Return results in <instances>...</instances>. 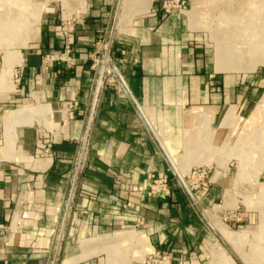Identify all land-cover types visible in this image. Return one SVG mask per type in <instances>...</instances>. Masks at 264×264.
<instances>
[{"label":"crops","instance_id":"obj_1","mask_svg":"<svg viewBox=\"0 0 264 264\" xmlns=\"http://www.w3.org/2000/svg\"><path fill=\"white\" fill-rule=\"evenodd\" d=\"M118 1L46 9L21 54L20 105L0 115V264H134L155 248L172 252L173 264H196L211 258V246L243 264L219 236L223 246L214 242L175 179L176 168L185 175L217 160L224 114H244L264 87L262 58H247L248 48L217 59L202 29L208 11H221L217 28L223 12L234 13L228 27L237 31L228 38L248 44L255 34L247 28L264 5L190 0L180 14L164 13L161 0L133 7L116 19L110 46L114 61L125 51L119 73L106 69L97 89ZM193 4L199 10L190 17ZM68 19L72 28L63 34ZM67 101L76 106L65 118ZM150 172L170 175L169 197L147 195ZM139 214L145 221L136 227ZM237 246L262 264V245L249 254Z\"/></svg>","mask_w":264,"mask_h":264},{"label":"rangeland","instance_id":"obj_2","mask_svg":"<svg viewBox=\"0 0 264 264\" xmlns=\"http://www.w3.org/2000/svg\"><path fill=\"white\" fill-rule=\"evenodd\" d=\"M28 8L33 9V3L40 2L41 10L39 14V22L42 14L48 8L59 11L60 8H68L62 4L61 0H26ZM73 2V0H70ZM184 10H188L189 1L184 0ZM250 0H205L204 3H210L213 6H234L246 4ZM262 4L252 5L254 7L263 6L264 0H252V3ZM9 0H0V19L6 13L5 10L9 9ZM187 3V4H186ZM6 7V8H5ZM182 12V13H183ZM221 11L211 10L208 11L205 21L203 22L202 29L205 37L209 38V30L217 29V16ZM240 13H242L240 11ZM233 16L232 12H223L220 19L227 18L228 24ZM251 18L259 17L257 12L251 13ZM238 18V17H237ZM72 21V19H69ZM222 21V20H221ZM232 22V21H231ZM248 31L252 33H262L264 38V9H262V18L252 20ZM4 23L0 20V24ZM262 23V26H254ZM2 28V27H0ZM228 28V27H227ZM20 41L12 43L9 50L14 49L16 52L19 46L21 54L28 48L32 41L27 42L26 47L20 46L22 43V35L18 37ZM210 49L212 43L208 42ZM4 43L0 42V68L2 65V47ZM250 44L238 42L236 46L240 49H247ZM12 47V48H11ZM21 47V48H20ZM246 51V57L254 59L257 56L262 58V72L264 74V41L260 43L257 48H250V52ZM20 54V53H19ZM246 60V59H245ZM252 62V67L255 66ZM249 68V69H250ZM11 77L14 80V89L8 93L5 100L0 101V115L6 114L9 110H16L20 105V98H18L17 91L20 84V66L14 65ZM3 90H0V95ZM16 93V94H15ZM15 94V95H14ZM25 95L22 96L24 98ZM2 118V117H0ZM239 122L235 124L232 129L227 133V138L224 137L225 130L220 129V138L217 152V160L211 163H204L202 165L207 171V179L210 182L206 186H200L194 190L195 201L190 198L191 205L196 207L197 210L203 215L204 219L209 225L208 217L215 216L218 222L230 233L238 236L242 252L247 254L251 253V249L257 245H262V264H264V87L260 92L258 100L251 106V108L242 115H238ZM244 121V122H243ZM242 135V136H241ZM185 172H182L184 174ZM187 173L184 175V177ZM217 186L216 195L212 198H206V191L212 186ZM205 193H204V192ZM189 197V196H188ZM210 199V201H209ZM213 236L216 238L214 242H218L223 246L218 234L211 228ZM247 232V233H246ZM261 233V234H260ZM242 234L244 235L242 239ZM214 238V239H215ZM221 238V237H220ZM222 239V238H221ZM223 240V239H222ZM227 243V242H226ZM228 244V243H227ZM229 245V244H228ZM230 246V245H229ZM226 252V251H225ZM239 252V251H238ZM241 253V252H240ZM147 253L143 259L134 264H147ZM173 255V254H172ZM247 257V256H246ZM230 260V259H229ZM211 258L208 255L203 257L196 264H210ZM150 264H156L151 262ZM173 264V259H172Z\"/></svg>","mask_w":264,"mask_h":264},{"label":"bare ground","instance_id":"obj_3","mask_svg":"<svg viewBox=\"0 0 264 264\" xmlns=\"http://www.w3.org/2000/svg\"><path fill=\"white\" fill-rule=\"evenodd\" d=\"M9 1L11 2L9 9L7 8V10H5L6 13L0 19L4 22V23L0 24V27H2V28H0V42L4 43V46L2 45L3 47L1 50L2 65L0 68V90H3V93L0 95V101L4 100L5 97L8 95V93H10L14 89L15 83H14L13 78L11 77L13 67H14V65L20 66L22 63V55H21L20 50H18L19 46H18V49L16 52L14 51V49L9 50L10 49L9 46H10V44L12 45V43L14 44V42L20 41V39L18 38L20 35H22V43L20 44V46H22V47H26L27 42L34 41L37 38L38 29H39V25H38L37 21L39 20V14H40V10H41L40 2L39 3L38 2L33 3L34 5H33V9H32V7L31 8L27 7V4H26L27 1L26 0H9ZM61 1L65 7L71 3L70 0H61ZM73 2H76V4H77V3H80V0H73ZM149 2H150V0H121L117 18H118V16L120 18H123L125 15H129V12L131 11V9L133 7L145 6V5L149 4ZM198 10H199V7L196 4L195 5L193 4L191 6V9L188 11V15L190 17H192L194 14H196L198 12ZM236 19H237V16L233 13V16L230 19V23L228 24L227 18L223 17L222 21H221L223 24V27H222L220 34H216L211 29L209 30L210 39L213 41V44H214V47L216 50V54L218 56L217 59H219L221 57L226 58V56H227L226 53H228V52L234 51V54H237L238 51H236V50H240L239 48H237L235 46L236 42H233L236 38H234V40L233 39L231 40L228 38L229 33H231L232 31H237V26L235 27V29L233 28L234 30H232L228 27V26H231V21L232 22L236 21ZM232 25H234V24H232ZM257 25H259V24H257ZM246 32H248V31H246ZM259 33H257V35H256V33H253V34H255V36L254 35L252 36V34H251V37H250L249 43H248V44H250L248 47V50H250V48H257V46H260V43H262V41H264V38H262V33L260 34V36L258 35ZM97 62H98V60H97ZM219 65H220V63H219ZM100 67H101V72H102V70L104 72L107 69L110 72L116 73V69L114 68V65L111 63L109 58H104L103 64ZM97 78H98V76H97ZM43 109H45V108H43ZM18 112L19 111L16 112L17 115L19 114ZM29 112H31V111L29 110ZM20 113H21V111H20ZM62 114L64 117L66 116L64 111H62ZM17 115H14V117H18ZM238 122H239V119L235 116V114L231 110H229L224 114L222 121L220 123L219 129H224L225 130L224 136H227L228 131L230 129H232V127L235 124H237ZM83 139H85V138H83ZM176 172H177L178 177H179L178 181H179L180 185L182 186L183 189L188 191V188L186 187V183L184 181V174H182V171L178 170L177 168H176ZM207 219L209 221V224L211 225V228H213V231H215L219 235V237H221L225 242H227L230 245L232 250L240 258L242 263L243 264H251L248 261L247 257H245L242 253L238 252L239 251L238 246H237V243L239 240L238 236H235L234 234L228 232L223 227L224 225H221L218 222V220H217V218H215V216H210ZM210 255H211L212 261L217 262V264H232V261L227 259L223 255L222 250L219 247L217 248L215 246H211L210 247Z\"/></svg>","mask_w":264,"mask_h":264},{"label":"built area","instance_id":"obj_4","mask_svg":"<svg viewBox=\"0 0 264 264\" xmlns=\"http://www.w3.org/2000/svg\"><path fill=\"white\" fill-rule=\"evenodd\" d=\"M184 5H185L184 0H161L160 1V9L164 13L175 12V13L180 14L183 12ZM65 25H68L69 28H66ZM71 28H72V24H71V20L69 19L66 20V24L63 23L61 26V30L63 34H67L68 32H70ZM66 51H68V49H66ZM120 53H121V56L116 58L115 61L109 56V60L114 65V68L116 69V73L112 72L114 76H116L119 73L117 63L124 60L123 56L125 54V51L121 50ZM103 78H104V72H103L102 80ZM102 80H101V83H102ZM75 106H76L75 102H72V101L65 102L63 108H64V112L66 113V115L71 116L72 109ZM170 179L171 177L167 173L156 174L154 172H150L148 174L147 181H146L147 195L161 197V198L169 197L171 195V189H172V183ZM175 180H176L177 185L182 188V186L180 185L178 181V178ZM184 181L186 183V187L188 188V191H186L183 188L182 189L189 195V197L193 201H195V198H194L195 193L193 191L194 190L196 191V189L200 186H206V183L210 182V180L207 179V171L200 164L192 167L189 170L187 175L184 177ZM130 205L131 203L127 201L122 204V207L126 208V207H129ZM144 221H145L144 216L139 214L137 215L135 219L134 225L136 227H139L143 225ZM172 259H173V255H172V252H170L169 250L165 248H155L151 252H149V254L147 255L146 263L150 264L151 262H153L156 264H172Z\"/></svg>","mask_w":264,"mask_h":264},{"label":"water","instance_id":"obj_5","mask_svg":"<svg viewBox=\"0 0 264 264\" xmlns=\"http://www.w3.org/2000/svg\"><path fill=\"white\" fill-rule=\"evenodd\" d=\"M120 3H121V0L118 1V5H117V8H116L115 20H114V23H113V26H112V29H111V33H110V37H109V41H108V44H107L105 58H109L110 46H111V42H112V38H113V33H114V29H115V23H116L117 15H118V12H119ZM102 77H103V70H102V72L100 74V78H99V81H98L97 89H99ZM177 178H179V177L177 176Z\"/></svg>","mask_w":264,"mask_h":264}]
</instances>
